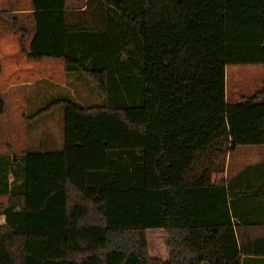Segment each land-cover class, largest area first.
I'll use <instances>...</instances> for the list:
<instances>
[{"label":"trees","instance_id":"16d2710c","mask_svg":"<svg viewBox=\"0 0 264 264\" xmlns=\"http://www.w3.org/2000/svg\"><path fill=\"white\" fill-rule=\"evenodd\" d=\"M66 2L32 0L28 49L13 24L27 60L64 61L68 88L42 82L27 114L31 131L58 111L61 149L0 154V264H264V161L230 179L223 161L264 149V84L226 95L228 66L264 69V0H87L76 19Z\"/></svg>","mask_w":264,"mask_h":264},{"label":"crops","instance_id":"0c3cea01","mask_svg":"<svg viewBox=\"0 0 264 264\" xmlns=\"http://www.w3.org/2000/svg\"><path fill=\"white\" fill-rule=\"evenodd\" d=\"M66 11L69 15L73 14L72 19L78 13H87V0H67L66 2ZM34 12L32 0H0V100L5 104V114H18L23 121V145L30 146L32 142H35V146L45 144L49 149H61L63 145L62 141V130L59 124L58 117V136L52 134L51 131V122H39L35 123V128L41 127L43 129L35 140H30V123L28 122L27 114L33 110H38L41 108L42 103H40V96L32 105L30 103L31 95L37 97L38 92L41 89V96L48 92L47 85L41 84L42 82L54 83L52 80L53 74L51 70H48V67H53L54 65L59 67L64 74L65 72V63L63 60H54V59H45L43 61H29L27 58L21 55L20 51V38L22 33H17L13 28V24H17L21 31H24L27 34L25 38V46L28 49L31 40L34 36L35 26L32 18ZM9 50V51H8ZM11 50V51H10ZM19 55V56H16ZM21 57V58H20ZM48 64V65H47ZM27 65V66H26ZM23 66L27 68L22 69ZM53 71V70H52ZM49 75V76H48ZM61 88H68L66 85H58L59 83H54ZM263 86L259 90L262 89ZM56 90V89H55ZM257 90V91H259ZM256 91V92H257ZM49 92H52L50 89ZM254 92V93H256ZM226 95L227 100H229L228 90H227V78H226ZM253 95V94H252ZM244 97V96H243ZM242 97V98H243ZM30 98V100H29ZM241 98V100H242ZM240 100V101H241ZM235 103V102H234ZM237 103V102H236ZM43 108V107H42ZM50 116V115H49ZM48 117V116H47ZM46 117V118H47ZM50 118V117H49ZM29 139V142H28ZM13 143V142H12ZM22 144V143H21ZM16 144L6 145V149L0 154L7 153L8 148L12 150L14 154V161H17L15 158L16 155L23 154L25 150L19 151L15 148ZM255 147V146H254ZM250 149L248 153V165H259L264 161V149ZM257 152V156L254 157V153ZM252 155V156H251ZM252 176H263L261 174V169L253 171ZM261 176V177H262ZM228 177L226 176V179ZM255 192L264 193V184L262 182H257V185L254 186ZM7 198L8 202V197ZM2 198V197H0ZM7 202L5 204H7ZM4 204V203H3ZM150 256L153 259H160L164 262L169 260V252L165 257H159L155 255L150 249Z\"/></svg>","mask_w":264,"mask_h":264},{"label":"rangeland","instance_id":"374dc122","mask_svg":"<svg viewBox=\"0 0 264 264\" xmlns=\"http://www.w3.org/2000/svg\"><path fill=\"white\" fill-rule=\"evenodd\" d=\"M17 52L21 53V51ZM21 55L26 57L22 53ZM26 66H23L22 69L27 68ZM48 70H51L53 74L52 80L54 83H59L58 85H66V83H68L66 75L61 69H59L58 66H49ZM226 78L227 90L229 95V100L227 101L230 103H236L240 102L243 96H251L252 94H254V92L259 90L261 86H263L264 69L260 65L228 66L226 68ZM76 88L77 89H72L71 93L78 101H81L84 104H89L90 102L94 101L95 97L93 95H90V92L87 88L77 85ZM30 98L32 100L36 99L35 93L34 95H31ZM19 116L20 115L18 114L0 115V153L4 151L6 149V145L10 143L16 144L15 148L19 151L26 149L27 146L23 145V121ZM58 117V111H52L51 115L47 118H40L43 119L40 122H51L52 126L50 129L52 131V134L56 137L58 136L59 129ZM40 128L41 127H37L36 129H32L30 131V140H35V138H37L38 135L42 131H44ZM254 148L257 150L261 149L259 147L252 146L240 147L235 153L227 154L226 157L223 158L226 167V176L228 177V179L236 176L241 170H243L248 165L247 151ZM255 156H257V152L254 153V157ZM6 202V197L0 198V203L5 204ZM147 239L149 244V250L151 249L155 255H158L161 258L168 255V236L163 230H148Z\"/></svg>","mask_w":264,"mask_h":264}]
</instances>
